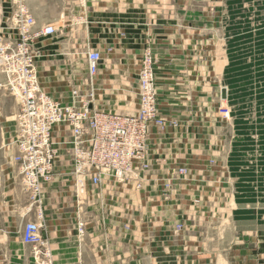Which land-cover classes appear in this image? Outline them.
I'll return each mask as SVG.
<instances>
[{
  "label": "crops",
  "instance_id": "0c3cea01",
  "mask_svg": "<svg viewBox=\"0 0 264 264\" xmlns=\"http://www.w3.org/2000/svg\"><path fill=\"white\" fill-rule=\"evenodd\" d=\"M18 1L0 0V34L9 40L17 38L11 20ZM23 1L37 27L58 28L35 42L41 86L53 98L67 100L74 89L88 92L87 53L94 50L102 56L94 78L96 106L134 113L140 59L148 48L156 58L161 116L177 126L152 129V169L143 189L104 180L77 196L64 144L70 128L57 124L59 159L52 181L42 186L39 204L24 192L13 160L19 104L0 86V264H38L32 246L22 239L29 221L45 223V249L54 264H234L224 253L213 256L207 250L219 239L212 231L225 227L213 215L231 205L226 191L215 187L226 183L231 149L226 112L232 94L226 79L234 64L218 51L226 41L224 11L222 16L198 12L184 18L183 0ZM205 2L248 4L190 0L196 6ZM180 168L188 173L176 181L171 198L163 199L164 183ZM180 223L183 232L177 230ZM236 264L264 262L255 252L239 255Z\"/></svg>",
  "mask_w": 264,
  "mask_h": 264
},
{
  "label": "built area",
  "instance_id": "2783aa9c",
  "mask_svg": "<svg viewBox=\"0 0 264 264\" xmlns=\"http://www.w3.org/2000/svg\"><path fill=\"white\" fill-rule=\"evenodd\" d=\"M16 40L0 34V72L5 83L0 84L16 98L19 110L15 115L17 138L14 162L21 174L22 188L31 199L41 203L42 186L52 181L59 149L54 140V127L70 128V138L64 142L71 160L76 195L86 188L99 187L104 180H115L141 190L152 169L150 140L152 129L163 131L176 127L175 121L161 116L158 106L155 61L147 49L140 62L137 84L138 107L134 113L120 114L95 104L94 78L102 56L87 53V93L74 89L67 100L53 98L41 86L35 42L57 33L54 24L37 27L28 6L19 0L12 16ZM188 173L180 168L173 179L167 180L161 196L168 200L176 181ZM180 223L177 230L182 231ZM46 226L43 221L26 222L22 230L25 244L32 246L38 264H54L45 249Z\"/></svg>",
  "mask_w": 264,
  "mask_h": 264
},
{
  "label": "rangeland",
  "instance_id": "374dc122",
  "mask_svg": "<svg viewBox=\"0 0 264 264\" xmlns=\"http://www.w3.org/2000/svg\"><path fill=\"white\" fill-rule=\"evenodd\" d=\"M249 1L252 0H247L246 5L225 6L182 2L184 18L198 12L214 15L219 11L222 16L224 11L226 41L218 51L220 57L235 66L226 79L232 94L226 112L230 115L231 139L227 179L225 184L215 186L226 191L225 198L231 205L213 215L212 219L224 221L225 227L212 231L219 239L207 246L213 256L224 253L234 264L239 255L255 252L262 255L264 262V0H257L259 4ZM66 153L70 159L69 151Z\"/></svg>",
  "mask_w": 264,
  "mask_h": 264
},
{
  "label": "water",
  "instance_id": "95a60500",
  "mask_svg": "<svg viewBox=\"0 0 264 264\" xmlns=\"http://www.w3.org/2000/svg\"><path fill=\"white\" fill-rule=\"evenodd\" d=\"M222 98H224V99L227 98L226 89H223V91H222Z\"/></svg>",
  "mask_w": 264,
  "mask_h": 264
},
{
  "label": "bare ground",
  "instance_id": "6f19581e",
  "mask_svg": "<svg viewBox=\"0 0 264 264\" xmlns=\"http://www.w3.org/2000/svg\"><path fill=\"white\" fill-rule=\"evenodd\" d=\"M84 194V193H83Z\"/></svg>",
  "mask_w": 264,
  "mask_h": 264
}]
</instances>
